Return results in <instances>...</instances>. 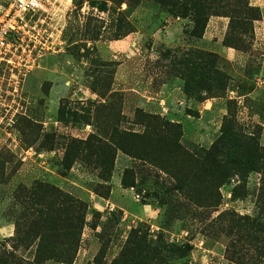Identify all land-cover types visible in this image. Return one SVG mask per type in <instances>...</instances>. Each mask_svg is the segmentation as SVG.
<instances>
[{
  "label": "rangeland",
  "instance_id": "obj_1",
  "mask_svg": "<svg viewBox=\"0 0 264 264\" xmlns=\"http://www.w3.org/2000/svg\"><path fill=\"white\" fill-rule=\"evenodd\" d=\"M264 0H47L0 72V264H264Z\"/></svg>",
  "mask_w": 264,
  "mask_h": 264
},
{
  "label": "built area",
  "instance_id": "obj_2",
  "mask_svg": "<svg viewBox=\"0 0 264 264\" xmlns=\"http://www.w3.org/2000/svg\"><path fill=\"white\" fill-rule=\"evenodd\" d=\"M47 0H0V72L13 67V59L27 37L29 16L40 12Z\"/></svg>",
  "mask_w": 264,
  "mask_h": 264
},
{
  "label": "trees",
  "instance_id": "obj_3",
  "mask_svg": "<svg viewBox=\"0 0 264 264\" xmlns=\"http://www.w3.org/2000/svg\"><path fill=\"white\" fill-rule=\"evenodd\" d=\"M261 254L264 255V251H262Z\"/></svg>",
  "mask_w": 264,
  "mask_h": 264
}]
</instances>
